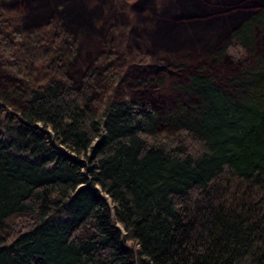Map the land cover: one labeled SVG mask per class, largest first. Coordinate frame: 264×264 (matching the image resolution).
Returning <instances> with one entry per match:
<instances>
[{
    "label": "trees",
    "instance_id": "trees-1",
    "mask_svg": "<svg viewBox=\"0 0 264 264\" xmlns=\"http://www.w3.org/2000/svg\"><path fill=\"white\" fill-rule=\"evenodd\" d=\"M184 1L129 29L125 87L74 58L86 0H37L23 23L56 21L26 31L0 7V264H264V0ZM163 69L177 93L147 96Z\"/></svg>",
    "mask_w": 264,
    "mask_h": 264
},
{
    "label": "rangeland",
    "instance_id": "rangeland-1",
    "mask_svg": "<svg viewBox=\"0 0 264 264\" xmlns=\"http://www.w3.org/2000/svg\"><path fill=\"white\" fill-rule=\"evenodd\" d=\"M36 1L37 0H0V7L6 12V14L14 17L17 20V22L19 23V29L21 31H26L33 27H38V26L41 27L45 24L48 25V24L54 23L56 19L47 20V21L41 20L40 22L36 24H31V23L24 24L23 23V18L25 14L32 12L33 8H35L34 6H37ZM68 1H72V0H68ZM110 1L111 0H86V2H88V4H86L88 7L86 5L85 7L84 4H81V3L79 4V11L87 12V16L89 17V23L91 22L90 25L92 26L94 24L96 28L95 27L90 28L88 26L90 29L89 30L88 27H85L84 25V24L87 25L85 20L84 22H82L83 24L78 23L79 22L78 20H74L78 24L76 25L72 24L69 26L68 25L66 26L62 22L61 19H58V21H61V23L64 24L63 27L66 30L69 28V30H71L74 35L78 36V39H76L77 44L76 42L73 41L75 43L74 49L78 51L76 55H75L76 52L74 51L75 60L79 59V57H82L83 51L95 49V52L91 53L92 60L93 58L94 59L98 58L101 55H103L101 57H106V59H108V62H109L108 63L109 69H112L114 71L116 70L115 67H117L119 68L120 72L122 71L121 74L119 75V78L117 79V81L119 80V82H121L123 79H125V77H127L126 74L128 70L134 67L135 62H136V54H135L136 52H134V54L129 53V50L133 48L131 47L133 44L131 45L128 42L129 29L137 28L136 30L138 31L139 28H143L144 26H142V23L140 22V19H139L142 15L151 17L153 15L152 13L153 10L156 11L157 13L162 12V9L164 7H167L170 4H168L169 0H112L111 2ZM185 2H188V3L190 2L192 4L194 0H185L183 5L185 4ZM55 4L58 9L60 10L62 9V7L59 6L60 3L57 4L55 2ZM111 9H112V14L109 15L108 11H110ZM95 10L97 11L99 10L100 11L99 14L94 12ZM137 15L139 16L137 17ZM173 16L175 18V15ZM108 19H110L111 21ZM170 19H172V17L170 16L167 17V21H169ZM138 22H140V25ZM146 22L147 24L145 25V27L147 26V28L150 29L151 32L154 31L155 29L163 28L162 22L161 23L159 21L154 22L153 20L151 22V20H148V19H146ZM215 24L216 22H213V24L209 26L204 23L202 26H206V28L195 30L194 34H197L195 36L197 37L204 36V37H207L206 39L208 41H211L212 39L216 38L220 34V33L218 34V30L214 29L216 26ZM170 26L171 28L176 27L174 23H172ZM178 27H182V26H178ZM123 28L124 29L126 28V31L123 30ZM171 28L167 30L165 27L167 31L166 35L171 40V41L167 40V42L169 45L172 44V46H170L172 48H167V50L172 51L167 56L168 60H170V58L172 59L174 56H177L174 60H176L178 57L181 59H184L186 56L185 57L182 56L181 55L183 54L182 52L190 54L195 48L200 46L198 43H195V42L188 43L189 47H184L180 45L176 46L175 45L176 42L180 40L184 41L186 39V36H188V34H192L193 36L194 28L188 27L187 30H186V26H184L183 29H180L177 27L174 28V29H178L182 34L180 32H175V33L171 32ZM165 29L163 30L165 31ZM91 30H93V34H91ZM107 30H111L112 32H109ZM122 31H124V36L119 35V33H121ZM164 31L163 33H165ZM110 33L112 34L114 33V34L111 35ZM153 34H156V33H153ZM105 35H107V37L109 38L108 44L111 46L110 48L106 46L103 47L102 44L99 43L100 40L97 38L99 36L102 37ZM179 37H184V38L180 39ZM114 42L116 46H120L119 50L121 54V61H119L118 54H116V51H117L116 49L118 48L113 46L115 45ZM119 42L120 44L117 45V43ZM133 46L135 47V45ZM178 48H181L182 50L177 51ZM112 49L115 51H113ZM163 53L165 52L161 51V55ZM186 59L187 58H185V60ZM187 61L188 62L186 63V65L188 66L192 65L193 63L192 61L190 62L189 59H187ZM90 63L91 62L89 61L84 62L85 65H88ZM165 64L163 63V61H160V64L158 65V67L162 68L163 66H165ZM80 65H82L81 60L75 63H71L69 66H71V69H75L76 67ZM161 75H163V83L159 86L153 87L152 90L150 88H147V94H146L147 96L160 99L167 95L177 93V91L173 89L170 83L177 79L183 80L184 77L186 76V74L182 70L180 71V70H171V69H168V70L163 69V71L161 72ZM121 85L122 87H125V85H127V82L126 83L121 82ZM136 90L137 88L133 89L134 92ZM126 92H130L129 95L131 94L133 95V93H131L132 90L130 89L126 90ZM139 93H142V92H139Z\"/></svg>",
    "mask_w": 264,
    "mask_h": 264
}]
</instances>
